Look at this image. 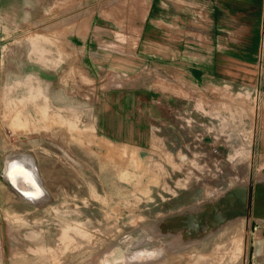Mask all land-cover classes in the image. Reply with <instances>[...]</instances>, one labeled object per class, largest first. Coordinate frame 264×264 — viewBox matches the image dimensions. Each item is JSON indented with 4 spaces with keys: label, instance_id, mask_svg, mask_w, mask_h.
<instances>
[{
    "label": "rangeland",
    "instance_id": "obj_1",
    "mask_svg": "<svg viewBox=\"0 0 264 264\" xmlns=\"http://www.w3.org/2000/svg\"><path fill=\"white\" fill-rule=\"evenodd\" d=\"M173 1L184 7L179 35L202 31L203 2ZM148 3L0 0V264H250L251 246L264 243V223L253 218L188 245L154 236L160 219L199 210L251 175L264 177V97L256 86L151 77L155 93L165 95L148 108L141 140L100 128L106 89L121 87L128 74L94 78L70 41L110 37L114 24L124 31ZM191 39L179 50L201 48ZM150 66L142 71L149 77ZM13 153L33 158L43 189L36 197L46 191L40 205L20 201L3 179Z\"/></svg>",
    "mask_w": 264,
    "mask_h": 264
},
{
    "label": "crops",
    "instance_id": "obj_2",
    "mask_svg": "<svg viewBox=\"0 0 264 264\" xmlns=\"http://www.w3.org/2000/svg\"><path fill=\"white\" fill-rule=\"evenodd\" d=\"M190 1L203 2L207 7L202 12L204 20H207L202 31L186 28L179 35L176 20L182 17L179 13L184 12V7L176 5L173 0H149L142 17L131 21L124 31L112 30L118 27L114 24L108 26L110 37L96 35L70 41L71 48L80 54L79 61L94 78L101 77L104 72L113 78L115 74H128V77L121 78V87L113 85L106 89L107 102L98 106L100 128L112 134L109 136L128 142L141 140L146 130H141L144 125L141 127L140 124L144 123L148 108H152L155 99H162L165 95L163 93L159 97L155 93L151 77L170 80L180 77L201 83L229 81L256 86V91L264 97V86L257 85L258 49L260 45L261 48L264 46V29L261 26L264 0ZM168 29L171 32H167ZM191 37L199 38L194 41L201 48L196 46L193 50L180 51L179 44L192 41ZM131 42L135 44L133 48H130ZM168 43L177 46L165 49L163 44ZM148 65L154 70L150 77V73H142L143 67ZM164 100L166 103L171 101L167 97ZM119 120L124 124L118 126ZM262 135L260 150L264 152V131ZM18 198L28 202L20 196ZM45 199L29 203L40 205ZM254 247V264H259V258L264 261V243Z\"/></svg>",
    "mask_w": 264,
    "mask_h": 264
},
{
    "label": "water",
    "instance_id": "obj_3",
    "mask_svg": "<svg viewBox=\"0 0 264 264\" xmlns=\"http://www.w3.org/2000/svg\"><path fill=\"white\" fill-rule=\"evenodd\" d=\"M32 162L35 171L36 164L30 155L13 153L6 157L3 179L9 187L23 200L38 202L46 197V191L40 196H28L18 186L22 178H17L15 184L10 177V166L15 162ZM239 218L255 219L264 223V177L251 180L248 184L237 185L228 189L221 197L205 202L199 210L187 209L180 213L162 218L154 224V236L157 238H172L183 245L202 240L223 225ZM254 245L250 249V264H254Z\"/></svg>",
    "mask_w": 264,
    "mask_h": 264
},
{
    "label": "bare ground",
    "instance_id": "obj_4",
    "mask_svg": "<svg viewBox=\"0 0 264 264\" xmlns=\"http://www.w3.org/2000/svg\"><path fill=\"white\" fill-rule=\"evenodd\" d=\"M9 174L11 180L17 184V178H22V183L18 182L19 188H21L28 196H37L36 194L39 192H43L41 187V182L37 171L34 169V165L32 162H15L10 166ZM18 178V179H19ZM43 194V193H42ZM41 194V195H42Z\"/></svg>",
    "mask_w": 264,
    "mask_h": 264
},
{
    "label": "built area",
    "instance_id": "obj_5",
    "mask_svg": "<svg viewBox=\"0 0 264 264\" xmlns=\"http://www.w3.org/2000/svg\"><path fill=\"white\" fill-rule=\"evenodd\" d=\"M257 92H258V91H257ZM259 93H260V92H258V96H259ZM215 151H217V150H215Z\"/></svg>",
    "mask_w": 264,
    "mask_h": 264
}]
</instances>
